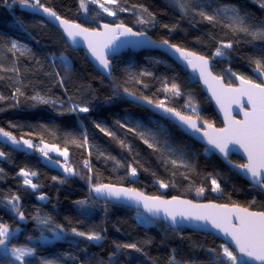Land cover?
I'll return each instance as SVG.
<instances>
[{
  "label": "trees",
  "instance_id": "1",
  "mask_svg": "<svg viewBox=\"0 0 264 264\" xmlns=\"http://www.w3.org/2000/svg\"><path fill=\"white\" fill-rule=\"evenodd\" d=\"M39 2L60 18L88 29L123 23L158 43L167 40L209 58L215 64L214 73L228 84L231 81V85L234 82L227 70L255 81L252 61L264 57V39L226 27L232 21L223 14L216 23L198 15L201 8L213 14L221 6H235L255 27L264 23V8L258 0H184L186 12H181L173 0H117L110 5L116 17L100 10L99 4L105 5V0ZM32 3L35 0H30ZM26 7L20 0H0V96L4 97L0 100V128L18 139L30 140L34 146L66 149L68 156L58 159L50 155L62 162L60 168H54L44 162L37 147L34 151L21 150L0 140V152L5 153L0 157V223L7 224L14 233L9 247L34 248L35 255L27 257L29 264H42L44 260L58 264H159L160 259L167 264H220L216 254L227 244L217 237L185 228L173 230L141 212L102 201L91 190L92 185L107 184L166 199L177 197L264 211V193L172 122L130 99L147 97L154 105L163 101L166 107L197 118L191 108L185 107L190 103L197 108L200 120L222 127L201 84L156 51L130 52L112 59L113 72L106 77L84 51L73 50L57 28L27 12ZM148 13L155 19L139 23L141 18L151 20ZM13 40L18 49L9 51ZM222 42H231L232 48L223 49L222 56H214ZM14 68L18 71H12ZM173 83L179 86L181 95L172 94ZM37 94L50 103L32 100ZM76 105L90 110L71 111ZM98 124L114 135L100 131ZM138 133H143L158 150L149 148ZM230 160L244 164L236 155ZM85 161L91 170L85 167ZM129 165L137 169L135 177L130 175ZM65 167L72 172H65ZM21 169L37 173L30 177L38 185L35 190L23 183ZM213 179L221 191H212ZM158 181L168 187H160ZM201 187L204 192L198 195ZM13 195L20 198L25 220L6 204ZM41 195L46 199L40 200ZM37 216L49 217L51 224H40L34 218ZM57 224L64 228L60 239L49 230ZM72 228L97 232L102 239L89 241L74 235ZM124 244H136L140 251L117 247ZM9 260L18 264L0 251V264H8Z\"/></svg>",
  "mask_w": 264,
  "mask_h": 264
},
{
  "label": "snow or ice",
  "instance_id": "2",
  "mask_svg": "<svg viewBox=\"0 0 264 264\" xmlns=\"http://www.w3.org/2000/svg\"><path fill=\"white\" fill-rule=\"evenodd\" d=\"M95 2V0H93ZM173 2L179 7L181 12H186L187 4L184 0H173ZM108 3L116 4L117 0H108ZM261 8H264V0H258ZM22 6H30L36 9L37 6L43 9L49 17H54L56 20L60 21V24L64 28V32L67 34L68 38L75 43L77 37H82L86 42L89 51L92 56L95 57L99 64L103 66L105 70L109 68V60L106 58L105 50L111 48L119 37L128 36H138L145 37L144 32H134L131 27L125 26L123 23L116 24L115 26L104 24L103 31L96 29L90 30L88 28L82 27L79 24H71L67 20H62L55 11L50 8L44 7L40 4L39 0H35V3L30 4V0H20ZM108 15H115V12L110 10L104 5H100ZM81 7H84L83 2ZM119 11H125L123 8H119ZM144 12L148 10L143 9ZM223 14L224 16L230 18L231 24L226 25V27L233 28L234 31L244 32L253 36V38L264 39V23L253 26L247 23V14L242 16L240 10L235 6L224 5L216 9L213 14H209L201 10L198 12L204 20L210 23L218 22V16ZM151 20H145L143 18L139 19L138 22L141 24L151 23L155 17L148 13ZM22 23L23 22H19ZM165 27H168L165 25ZM151 42V41H150ZM155 43V42H152ZM161 44L168 45V47L175 49L176 52L180 53V57L187 62L188 65L192 66L194 69L198 68L200 72V77L204 80L205 84L209 85L212 92L213 98L216 103L220 105L221 111L225 113V126L223 128H215L213 124L203 121L198 124L199 113L195 106L192 104H186L185 107L191 108L193 114L197 116V119H193L191 115H182L180 112L175 111L173 108L166 107L164 102L161 101L155 105L156 108L163 109L166 113H172L178 118L181 125L187 126V129L194 133L202 132L203 138L206 139L208 145L213 149L218 150L228 163L230 145H238L240 149L247 156V163L235 165L236 168L243 169L245 174L253 181L254 185L260 186L264 189V80L259 83L254 80L247 78L243 75L237 76L236 73L228 71L232 76L240 81L239 87H232L231 81L228 86L221 83V79L217 76H213L209 60L204 56H198L193 52H188L185 49L177 47L176 45H171L167 40L161 41ZM232 48V43H221L214 53V56L224 55L223 49ZM18 49V44L15 40L11 41V48L9 51ZM30 51V50H29ZM63 59V57H61ZM255 64L254 71L261 77H264V57L254 59L252 61ZM2 70V69H0ZM12 71H18L17 69H12ZM58 75V74H57ZM167 91V86L165 88ZM128 90L125 89V92ZM171 91L174 95H181L179 86L175 83L171 85ZM17 93H20V89H16ZM21 95L23 93H20ZM15 95V94H14ZM243 98H246L247 104L250 105V110H244L243 120H236L231 116V106L233 104L237 105L242 110L244 109ZM4 97L0 96V100ZM32 100L39 103H50L49 100L44 97L36 96L31 97ZM143 99L151 105L153 101L147 97ZM54 103V102H53ZM71 111H79L86 113L90 109L87 106L76 105ZM124 127V125H121ZM100 131L104 132L106 135L113 136L114 133L108 131L107 129L97 125ZM129 131H135L134 129H129ZM141 139L148 144L149 148L158 150L156 145L149 143L144 137L143 133H138ZM0 136L6 137L13 145L24 144L28 148L37 147L44 156L48 155L50 151H59L55 146H49L44 144L43 147L34 146L30 140H17L10 132L5 131L0 128ZM87 143V138L84 140ZM43 143V141H41ZM121 145L127 147L123 141H120ZM205 151H208L206 148ZM61 155L67 157V150L60 153ZM4 152H0V157L4 156ZM173 165L176 164L175 160H172ZM85 167H89V163L85 161ZM130 175L135 177L137 174V169L129 165ZM2 171V169H0ZM65 172H72L71 168L65 167ZM21 176L24 177L23 183L30 186L32 189L38 187L37 184L32 182L30 177L37 175L36 172L29 171L26 169H21ZM55 180L56 177H53ZM160 187L166 188L168 184L158 181ZM212 191H221L220 185L215 179L212 180ZM91 190L98 195H107L108 197H115L120 199L121 197L127 199H134L137 202L143 201L144 207L148 211H155L159 213L161 210L165 213L166 217L170 218L173 223L177 222V217L182 219H194V220H204L209 221L212 227L219 229L225 234V236L231 238V242L235 245V249L229 247L228 245H222V251L216 254V258L220 260V264H247V261L242 260L241 257L246 256L256 261L260 264H264V211H249L246 207H240L239 205H233L229 207L227 204L217 205V204H193L191 201L180 200L177 197H173L171 200H164L159 196L148 197L142 192H138L133 188H123L115 187L113 185L107 184H97L92 185ZM204 188L197 190V194H202ZM19 196L13 195L9 200V204L12 209L16 212L20 220H25V214L20 210L19 206ZM40 200L46 199L44 195L39 197ZM79 204H86L87 201H78ZM255 203V201H253ZM38 220L40 224L49 225L51 224V219L49 217L40 218L39 216L34 217ZM50 231L54 232L57 239L63 238L62 233H64V228L62 225H55L49 228ZM71 232L80 237H84L89 241H99L102 239L101 235L97 232H82L78 231L76 228H72ZM14 233L9 229V226L5 223H0V251L8 257L10 256L19 264H29L27 257L35 255V249L27 246L17 247L15 245L9 247L10 237ZM118 248L122 247L125 249H134L140 251L136 244H124L117 245ZM210 251L215 252V249H210ZM238 252L241 254L238 256ZM173 261L175 258H172ZM8 264H12V260L8 261ZM42 264H58L55 260H44Z\"/></svg>",
  "mask_w": 264,
  "mask_h": 264
},
{
  "label": "water",
  "instance_id": "3",
  "mask_svg": "<svg viewBox=\"0 0 264 264\" xmlns=\"http://www.w3.org/2000/svg\"><path fill=\"white\" fill-rule=\"evenodd\" d=\"M25 10L29 12L30 14H34L37 16H40L44 18L46 21H48L50 24H52L55 28H57L65 37L68 45L73 49V50H82L87 54V57L91 64L104 76L110 77L112 72H113V62L112 59L120 57L123 54L127 53H140L144 51H156L164 54L168 58H170L173 62H175L179 67H181L183 70L187 71L192 78L197 80L202 88L204 89L208 99L210 100L214 111L220 121L222 122V127H216L215 128H223L225 126V113L221 111L220 105L216 103V100L212 96V92L209 88L208 84H205L204 80L200 77V72L198 68H193L192 66L188 65L185 60H183L180 57V53L176 52L175 49L168 47V45H163L161 43L156 42L154 39H152L151 36L146 34L145 37H138V36H128V37H119V39L115 42V44L105 50V55L106 58L109 60V68L105 70L102 65L99 64V61L95 59L94 56H92L91 52L88 49L87 42L82 38V37H77L75 43H73L72 40H70L67 36V34L64 32L63 26L60 24V21L56 20L54 17H49L46 13L43 12V9L40 7H37L36 9L29 7H26ZM62 19V18H61ZM65 20V19H62ZM71 24H78V23H73L70 22ZM80 25V24H79ZM104 25V24H103ZM103 25H100L96 30L103 31ZM112 26H115L116 24H109ZM82 26V25H81ZM84 27V26H82ZM128 27V26H127ZM86 28V27H85ZM93 30V29H90ZM134 32H137L133 30ZM151 41V42H150ZM155 42V43H152ZM189 52V51H188ZM198 55V54H196ZM201 56V55H198ZM206 58V57H205ZM209 60V65H210V70L213 74V76H217L221 79V83H223L225 86H228L226 83L225 78L220 77L214 73V67L215 64L213 60L207 58ZM232 72V71H231ZM228 76L233 80L235 85H231L232 87H239L240 86V81L236 79L235 76H232L231 73L227 70ZM256 78L261 81L264 80V77L259 76L256 72L254 73ZM238 76V75H237ZM130 99L136 103L139 104L142 107H145L149 111L153 112L154 114L162 117L165 120H168L172 122L175 126H177L184 134H186L188 137L202 145L203 147L207 148L210 152L215 154L218 158L221 159V161L228 166L231 170L236 172L238 175H240L245 181H247L251 186L254 188L260 190L262 193H264V189H262L260 186L254 185L253 181L245 174V171L243 169L236 168L235 165H239L236 163H233L230 160L231 155H236L240 157L245 163H247V156L243 152L242 149L239 148L238 145H230V149H232L229 153L228 160L231 161V163H228L223 155L216 149H213L210 145L207 144L206 139L203 138L202 132L200 133H194L191 130L187 129V126L181 125L178 118L175 117L172 113H166L164 112L163 109L156 108L154 104L149 105L145 100H141L136 97H130ZM243 103H244V109L242 110L239 108L237 105L233 104L231 106V116L236 119V120H243L244 115L243 112L244 110H250V105L247 104L246 98H243ZM184 115V114H182ZM193 119H197L196 117H193ZM198 124L202 123L203 121L198 119L197 120ZM115 186V185H113ZM115 187H123V186H115ZM127 188V187H123ZM138 192H141L137 190ZM143 193V192H142ZM97 194V193H96ZM144 194V193H143ZM145 196L148 197H153L144 194ZM97 197L102 200V201H108L116 205H121L130 209H133L135 211L141 212L144 214L148 219H150L153 222L157 223H164L168 227H170L173 230H178L180 228H185L188 230H191L193 232H198V233H203L206 235H213L217 237L219 240L223 241L226 243L229 247L235 249V245L231 242V238L225 236L223 232H221L219 229H216L212 227L211 223L209 221H204V220H194V219H182L180 217H177V222L173 223L170 218L166 217L165 213L163 210H161L159 213L155 211H148L144 207L143 201L137 202L134 199H127L124 197H121L120 199H116L115 197H108L107 195H98ZM162 198V197H161ZM164 200H171V199H166L162 198ZM180 200H186V201H191L193 204H217V205H222L218 204L216 202H196L190 199H185V198H179ZM8 207L12 208L9 202L6 203ZM232 207V206H229ZM250 211V210H249ZM237 255H241L238 252H236ZM244 261H247V264H260L259 261H256L254 259H251L249 257L243 256Z\"/></svg>",
  "mask_w": 264,
  "mask_h": 264
},
{
  "label": "rangeland",
  "instance_id": "4",
  "mask_svg": "<svg viewBox=\"0 0 264 264\" xmlns=\"http://www.w3.org/2000/svg\"><path fill=\"white\" fill-rule=\"evenodd\" d=\"M104 4H105L104 7H107V8H109L110 10H112L111 7H110V5L113 6V4L108 3V0H105V3H104ZM100 5H103V4H99V8H100V10L103 11L104 13L108 14L107 12L104 11V9H103ZM112 11H113V10H112ZM113 12H114V11H113ZM109 16H111V17H116V16H117V13L115 12V15H109ZM226 83H227V82H226ZM227 84H228V83H227ZM232 85H234V83H233ZM13 136H14V135H13ZM0 140H1L2 142H4V143L10 145L11 147L16 148V149L28 150V151H34V147H33V148H28V147H27L26 145H24V144L13 145L10 141L7 140L6 137H3V136H0ZM17 140H21V139H18V138H17ZM32 143H33V142H32ZM33 145H34V143H33ZM43 146H44V145H43ZM56 148H57V147H56ZM61 152H63V151H62V150H59V151H50V152H48V155H47V156H44V155L42 154V157H43L44 162H46L47 164L51 165V166L54 167V168H60L61 165H62V162H61L60 160H57V159L52 158L50 155H54V156H56V158H58V159H60V158H63V159H64V158H67V157L61 155V154H60ZM67 154H68V153H67ZM67 156H68V155H67ZM142 216H144V215L142 214ZM142 216H141V217H142ZM11 239H12V237H10V241H11ZM10 241H9V242H10ZM16 262H17V261H16ZM17 263L19 264V262H17ZM159 264H167V262H166L165 260H163V259H160V260H159Z\"/></svg>",
  "mask_w": 264,
  "mask_h": 264
},
{
  "label": "flooded vegetation",
  "instance_id": "5",
  "mask_svg": "<svg viewBox=\"0 0 264 264\" xmlns=\"http://www.w3.org/2000/svg\"><path fill=\"white\" fill-rule=\"evenodd\" d=\"M255 73V72H254ZM254 77H255V82L259 83L260 81L256 78L255 74H254ZM235 85V83H234ZM245 163V162H244Z\"/></svg>",
  "mask_w": 264,
  "mask_h": 264
}]
</instances>
